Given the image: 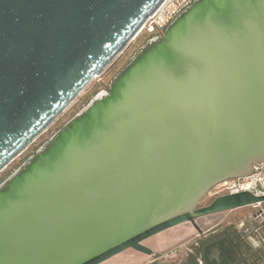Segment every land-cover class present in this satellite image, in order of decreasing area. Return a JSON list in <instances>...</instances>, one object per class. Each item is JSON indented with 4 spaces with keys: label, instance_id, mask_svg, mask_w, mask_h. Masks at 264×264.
<instances>
[{
    "label": "water",
    "instance_id": "95a60500",
    "mask_svg": "<svg viewBox=\"0 0 264 264\" xmlns=\"http://www.w3.org/2000/svg\"><path fill=\"white\" fill-rule=\"evenodd\" d=\"M163 0H0V172ZM264 160V0H196L0 189V264H99L264 202L218 183Z\"/></svg>",
    "mask_w": 264,
    "mask_h": 264
},
{
    "label": "rangeland",
    "instance_id": "374dc122",
    "mask_svg": "<svg viewBox=\"0 0 264 264\" xmlns=\"http://www.w3.org/2000/svg\"><path fill=\"white\" fill-rule=\"evenodd\" d=\"M145 33L136 35L125 48L111 61L104 71L95 77L81 91V93L61 112L56 119L49 124L46 129L27 147L20 155L15 157L1 172L0 181L6 178L14 169L28 158L35 150L50 137L56 136L64 128L66 123L78 113L98 90L112 85L115 80L134 61V56L138 57V49L144 42ZM213 189L202 197L198 205H205L215 197L212 195ZM264 207V202L262 203ZM253 208L250 206L240 207L232 210L217 212L201 216L196 219L200 227L199 233L190 222H183L167 228L155 236L145 240L155 255H147L132 248L125 249L120 253L108 258L99 264H179L182 261L192 259L196 254L197 243L211 230L223 228H246L257 225L259 233L250 238L251 245L259 254L258 260L254 264H264V222H252Z\"/></svg>",
    "mask_w": 264,
    "mask_h": 264
},
{
    "label": "flooded vegetation",
    "instance_id": "af4514ba",
    "mask_svg": "<svg viewBox=\"0 0 264 264\" xmlns=\"http://www.w3.org/2000/svg\"><path fill=\"white\" fill-rule=\"evenodd\" d=\"M195 1L196 0H191L189 4H192ZM160 39L161 38L159 34H153V35L146 36L144 42L140 45L138 49V54H139L138 57L148 48L156 44ZM136 58L137 56H134L132 60H135ZM112 85L109 84L106 88L98 90L96 94L88 101L86 105H88L90 102L96 101L97 95L101 94L102 91H110V88ZM82 110L83 108L78 113H76L71 118V120H69L66 123L64 127H66L71 121L77 118L80 115ZM54 137L55 136L48 138L40 146V148L35 150L30 156H28L26 160H24L20 165H18V167L14 169L6 178L1 180L0 189L2 188L1 186L4 183V181L9 176L21 171L25 167V165H27L33 158H35L39 153L45 151L46 147L48 146V144L51 142V140ZM211 202L212 201L206 203L205 205H198L199 204L198 202L196 205V208L207 206ZM252 222L255 223L254 220ZM196 225H197V222H196ZM197 227L200 229L198 225ZM197 231L200 233L201 229ZM256 233H259V227L257 225H254L252 227L247 226L246 228L229 227V228H223L219 230H211L206 235H204L203 238L200 239L199 243H197L196 254L190 256L192 257V259L188 261H182L179 264H254L258 260L259 254L256 253L255 249L252 247L250 238L252 235H255ZM156 234L143 239L141 241V244L150 248L144 243V241L149 239L152 236H155ZM151 251L152 253L150 255H155L152 249Z\"/></svg>",
    "mask_w": 264,
    "mask_h": 264
},
{
    "label": "built area",
    "instance_id": "2783aa9c",
    "mask_svg": "<svg viewBox=\"0 0 264 264\" xmlns=\"http://www.w3.org/2000/svg\"><path fill=\"white\" fill-rule=\"evenodd\" d=\"M191 0H163L145 19L137 34H159L162 38L167 28L175 22L188 8ZM193 4V3H192ZM214 197L249 191L255 196H264V160L254 163L252 172L245 177L228 179L215 185ZM253 208L252 219L257 223L264 222V207L261 202L249 205Z\"/></svg>",
    "mask_w": 264,
    "mask_h": 264
}]
</instances>
